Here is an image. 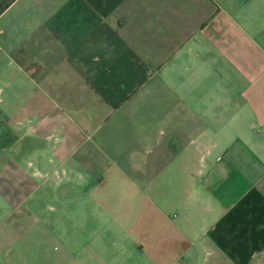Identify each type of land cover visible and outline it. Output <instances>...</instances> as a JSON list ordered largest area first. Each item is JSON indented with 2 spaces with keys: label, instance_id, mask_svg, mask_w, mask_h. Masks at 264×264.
Wrapping results in <instances>:
<instances>
[{
  "label": "crops",
  "instance_id": "obj_1",
  "mask_svg": "<svg viewBox=\"0 0 264 264\" xmlns=\"http://www.w3.org/2000/svg\"><path fill=\"white\" fill-rule=\"evenodd\" d=\"M0 46L3 172L67 205L115 174L151 264H264V0H0Z\"/></svg>",
  "mask_w": 264,
  "mask_h": 264
},
{
  "label": "rangeland",
  "instance_id": "obj_2",
  "mask_svg": "<svg viewBox=\"0 0 264 264\" xmlns=\"http://www.w3.org/2000/svg\"><path fill=\"white\" fill-rule=\"evenodd\" d=\"M7 127L16 137L18 125ZM1 132L0 118V264H64L69 249L86 250L78 256L87 257L89 253L88 257H93V251L87 248L90 243L103 251L101 255L107 264H151L145 251L135 255V250L124 245L128 238L121 241L117 237L129 232L134 223L137 229L144 225L140 221L144 222L146 204L132 201L136 199L135 193L128 187L120 188L115 174L106 173L107 181L91 188L90 202L85 200L86 190L82 193L75 189L68 196L67 205L64 189L60 187L25 188L23 181L31 180L33 174L18 172L17 157H11L10 171L3 172ZM16 147V141L10 144L11 149ZM120 160L129 168V158ZM145 160L141 157L142 166ZM95 175L99 173L91 174ZM141 198L145 196L138 200ZM138 214L140 221L136 219Z\"/></svg>",
  "mask_w": 264,
  "mask_h": 264
},
{
  "label": "built area",
  "instance_id": "obj_3",
  "mask_svg": "<svg viewBox=\"0 0 264 264\" xmlns=\"http://www.w3.org/2000/svg\"><path fill=\"white\" fill-rule=\"evenodd\" d=\"M2 51V49H1V46H0V52Z\"/></svg>",
  "mask_w": 264,
  "mask_h": 264
}]
</instances>
